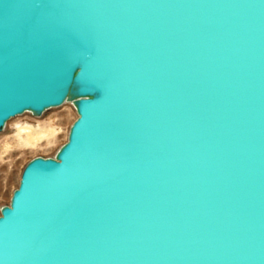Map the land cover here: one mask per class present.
I'll list each match as a JSON object with an SVG mask.
<instances>
[{
  "label": "water",
  "instance_id": "95a60500",
  "mask_svg": "<svg viewBox=\"0 0 264 264\" xmlns=\"http://www.w3.org/2000/svg\"><path fill=\"white\" fill-rule=\"evenodd\" d=\"M67 102L0 264H264V0H0V133Z\"/></svg>",
  "mask_w": 264,
  "mask_h": 264
},
{
  "label": "rangeland",
  "instance_id": "374dc122",
  "mask_svg": "<svg viewBox=\"0 0 264 264\" xmlns=\"http://www.w3.org/2000/svg\"><path fill=\"white\" fill-rule=\"evenodd\" d=\"M77 119L71 104L48 110L41 116L24 114L11 120L0 133V211L8 206L17 189L25 166L34 158H54L67 142L70 128ZM29 127L33 144L17 138L20 128Z\"/></svg>",
  "mask_w": 264,
  "mask_h": 264
},
{
  "label": "bare ground",
  "instance_id": "6f19581e",
  "mask_svg": "<svg viewBox=\"0 0 264 264\" xmlns=\"http://www.w3.org/2000/svg\"><path fill=\"white\" fill-rule=\"evenodd\" d=\"M66 104H71V106L73 107V109H74V106H73V104L72 103H69V102H67V103H65L64 105H66ZM74 111H75V109H74ZM25 114H32V113H25ZM18 118V117H17ZM16 119V118H15ZM9 123V122H8ZM7 123V124H8ZM7 126V125H6ZM33 131L29 128V127H22V128H20L19 129V131H18V134H17V138H18V140H20L21 142H23V143H25L26 145H28V146H30V145H32L33 144V141H32V139H31V137H30V135H31V133H32Z\"/></svg>",
  "mask_w": 264,
  "mask_h": 264
}]
</instances>
